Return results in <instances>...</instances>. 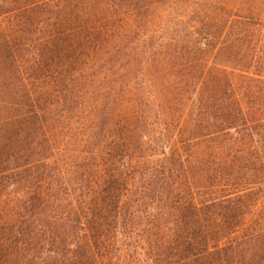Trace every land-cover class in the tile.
I'll use <instances>...</instances> for the list:
<instances>
[{"label":"trees","instance_id":"trees-1","mask_svg":"<svg viewBox=\"0 0 264 264\" xmlns=\"http://www.w3.org/2000/svg\"><path fill=\"white\" fill-rule=\"evenodd\" d=\"M0 264H264V0H0Z\"/></svg>","mask_w":264,"mask_h":264}]
</instances>
